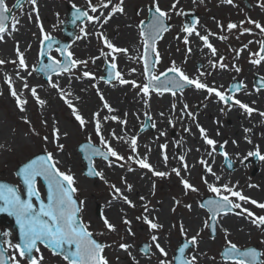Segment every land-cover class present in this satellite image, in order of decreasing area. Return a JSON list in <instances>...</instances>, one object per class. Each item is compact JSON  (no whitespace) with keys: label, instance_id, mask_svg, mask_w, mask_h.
<instances>
[{"label":"rangeland","instance_id":"1","mask_svg":"<svg viewBox=\"0 0 264 264\" xmlns=\"http://www.w3.org/2000/svg\"><path fill=\"white\" fill-rule=\"evenodd\" d=\"M14 1L15 0H5L6 6L11 9ZM78 1L80 3L74 5L93 16H97L99 11H111V6H109L108 9L98 8L96 13H92L88 6L89 0ZM189 1L191 3L188 7L178 5L170 14L171 19L168 20V22L171 27L169 31L163 35L165 39L161 43L163 45L160 44V41L157 42V49L161 55V61L156 65L154 74L164 72L171 67L173 61H175V64L190 77L197 76L199 74L198 70L202 71L201 68L205 66L206 69L204 72L210 74H206L202 77V80L210 86L214 84L221 91L228 90V86L233 80L244 82L246 88L236 93L235 98L255 109L254 104L250 101V90L255 91L253 89V84L256 76L259 78L264 77V61L259 65H255L251 63V61L259 59V56L252 54L259 52L260 42L263 40L264 34H262L254 24L248 23V21H258L264 26V7H261V4H264V0H233L232 4L225 3L224 0ZM106 2L107 0H92V4L94 5H100ZM55 3L56 8H58L56 17L60 19L57 31L49 32L47 26L43 25L42 21L38 18L36 21L30 22L29 34H26L25 37L18 41L19 49L24 53L26 62L29 65V71H31L32 66H35L38 62L37 53H39L40 40L43 38L39 25L46 28L48 31L47 34L61 40L64 39L61 32L62 24L67 20L66 9L72 7L73 4L65 8L64 5H59L57 0H55ZM116 3H118V0H113V4ZM246 3H248L249 6H247ZM151 4L152 0H124V12L115 14H121L118 16H121L120 18L125 19L128 23L135 22L134 24H136L135 27L137 31L133 39H137L138 46L136 50L139 49V53L137 52L136 54V51H134V55H132L131 58L130 56L127 58L130 67L127 65L124 67V70L121 69L119 63V57H121V59L123 58L122 53H116L115 62L117 64V70L123 74L124 79L135 81L141 86L146 81L144 71L142 70V61L139 59L143 51L139 36V22L147 19L148 8ZM159 4L162 10L167 11L170 9L172 1L159 0ZM24 7H28L33 11V6L31 4L24 3L20 9H16L12 12V17L19 20V15ZM138 11L142 14L137 15ZM178 11L187 14L195 13L199 20L197 31H199L201 35L208 36L209 43L217 50L216 56H213L211 50L204 45L203 41L193 34L189 39L192 38L196 41V47L203 52V56H196L198 59H192V53H188V45L184 43L185 33L181 31L184 25V16L186 15L177 16L175 13ZM84 22L85 24L90 23L87 19ZM12 23L13 21L11 19L8 23V27L11 28ZM229 23H234L238 27L229 31L227 28ZM82 24H78L75 27L76 38L70 41L69 51L73 53V58L81 61H88L87 65H80L78 68L73 69L72 72L64 73L61 76H54L53 79L59 83L65 93H70L67 98L76 108L82 109L81 112L77 108L80 114H86V120L92 121L93 114L97 112L100 113L102 131L106 139L109 140L113 138L110 132V130H113V126L122 128L123 124L111 119L104 120V117L115 115L119 117L120 120H126V125L129 119V121L134 122L133 129L126 131V139L130 141L132 136H137L138 155L143 157L147 154L149 156V162L157 171L167 172L169 175L165 178L154 177L147 169L139 168L138 165L127 160L129 155H134L131 152L130 145L129 147L121 145L115 149L120 155L125 157L124 160H116L114 157H110L111 166L110 161L102 159L95 160V168L103 172L104 178L108 181L107 184L99 178L91 179L84 176L82 173L83 164L80 153L75 147H77L79 143L87 142L89 136H91L93 144L100 146L99 138L95 135L94 123L90 122L84 130H81L79 123L72 115V110L64 103V100L60 98V94L57 90L49 87L47 81H44L41 76L35 75V72H33L32 76L28 77L26 71L18 69L16 65L12 63V61L18 63L16 54L17 44L14 45V39L10 41V39L6 38L4 35V39L0 40V60L5 61L4 64L0 65V93H2L0 94V179L18 185L17 177H15L14 172L19 164L24 163L30 157L39 153V151L53 153L54 157L60 161L58 165L60 170L64 172L70 170L74 175L76 181L75 187L78 189L76 195L81 200L84 199L86 203H89V207L92 211L96 210L97 207L99 209L101 208V212L106 209L107 212H102L103 215L108 218L110 223L115 225V231H108L103 221H95L97 225L92 226V231L98 234V240L108 245V247L104 249L103 255L106 257L109 264H134V261L129 257L128 253L120 249L119 245L121 243L131 245L129 251L137 256L135 259L139 264H159V260L165 259V257H162L154 246L152 247L150 256L144 253L142 254L140 251V246L152 243L150 237L153 234L158 236V242L168 253L167 259L172 261L173 249L178 246L180 239L190 238L182 236L181 233L178 232L179 230H177V228L180 227V223H183L185 227L189 225L188 228L191 230L192 235H195L197 232L200 233L198 237V246L189 248L187 251V256L189 258L192 256L196 257V264H206V262L212 263L217 259L216 252L220 247L226 245L223 228L228 229L229 234L227 239L231 240L239 247L254 246L264 253V228H257L252 225L246 218V213L237 215V213L242 212V209L235 210L234 215L230 216V223L223 222V219L219 220V224L217 225L218 235L215 236L214 239L208 238V230L203 226L204 221L208 218L207 212L199 207V203L202 197L211 196L213 194L208 192L201 177H206L209 183H216L211 181L215 179V177L206 173L204 166L198 162L197 157V155L201 153L204 160L212 165V169L216 176L221 177V181H228L235 177L236 173L233 171L237 168L238 177H236L237 180L233 184L237 186L235 190L241 191L243 195L259 203H264V198L256 195L264 191L260 189L257 184H253L254 178L257 177L261 171H264V161L257 158L254 164L252 161H254L255 158L248 157L243 164L241 163V160L246 157L250 151L254 152L259 149L263 151L259 145H264V129L262 130L264 126V116L259 117L258 126L261 132L257 135L254 133L255 129L250 127L251 118L256 111L249 116L238 106H234L229 110L214 94L205 99L208 95L206 91H197L194 90L193 87H186L183 93L177 92L176 96H172L170 93L158 95L153 91L149 97L145 98L143 94L139 92L138 88L132 87V89H128V87H131V84L120 85L117 81H113L111 84L104 83L99 80V78L104 76L102 71L105 68V63H111V56L100 57L95 60V63H93L92 60L100 56V50L102 48L105 52H110V50L105 47L102 40L98 37V32L96 35L88 32L89 34L86 36L89 35L88 37L91 38V45L88 48L84 46L81 40L82 32L80 31ZM246 28L251 29V31L244 32L243 30ZM77 37H79V39H77ZM106 37L114 45L115 42H117V38H114L115 36L108 37L106 35ZM195 37H197L196 40ZM221 37H226V39H221ZM249 41H252V43H249ZM245 45H247L246 48L244 47ZM116 47L122 48L119 46ZM191 49L193 50L194 48L191 47ZM131 50L133 51L134 49ZM237 53L242 55V58L241 60L235 61L233 58L237 59L240 56L237 55ZM50 54L60 59L59 53L55 50L50 52ZM220 57L224 58L223 63L227 64L228 67L225 69L219 67L213 69L209 62L218 61ZM187 61L189 64L186 63ZM233 65H235V67H233ZM253 66L256 70L260 71L259 74L258 71L254 73L247 71ZM236 67H239L241 71L237 72ZM132 69H135V71H131ZM85 70L93 73L97 79L83 78L82 72ZM17 71H21V75L27 77L30 87H37L38 96L46 102L44 105H39L31 96L30 88L23 89L22 81L19 80L20 84L16 82L18 78L15 73ZM5 75L11 77L17 91L23 90V96L21 98L27 100V104L25 105L26 110L24 112H20L16 107L15 99L10 95L8 86L4 82ZM77 77L80 78L77 79ZM216 78L219 80L222 79L221 82L216 80ZM93 84L97 85L109 105V101L115 97H119L120 101L118 108H115L113 112H109L105 109L103 107V101H101L97 95L96 89L92 87ZM261 92L264 94V90H261ZM132 93L136 95L135 98L138 99L139 106L136 109H132L131 105L127 103V97L131 96ZM145 99L148 101L147 105L144 103ZM81 101H85V103L82 105L80 104ZM173 104L176 105L175 109L172 108ZM185 104L188 105L187 111L195 116V121L187 114L182 116V110ZM46 106L49 110L46 109ZM84 107L86 108L85 110ZM207 107L213 109V111L211 110V115L213 113L214 118H210L204 113V109ZM221 108H224V112H221ZM260 112H264V97L261 102ZM145 113L151 115L152 122L155 123V128L150 126V129L144 132L140 129L141 124H144L147 119ZM161 113H163V116L160 115ZM228 115L234 117V123L232 121L231 124V121L225 118ZM24 117H27L30 124L25 123ZM169 120H171L172 123H169ZM42 121H46L47 123L44 124ZM54 122L61 133L58 143L64 145L62 151H57L56 143L53 142L51 136ZM156 122H159L161 125L157 126ZM148 123L150 124V122ZM196 123H199L204 128L207 127L206 134L208 137L217 141V152L213 157L207 156V152L211 149L201 138ZM213 125L219 128V135H214L213 131H209V128H211L210 126ZM125 127L126 126H124V128ZM113 128L115 129L116 127ZM185 128L190 129V131L185 132ZM244 129H249L250 131L245 132ZM124 131L123 129V133ZM65 132L68 133L66 138L63 135ZM36 133H39V135ZM161 133H164V135H161ZM44 136H48L49 139L47 142L43 140ZM23 138H25L24 142L21 140ZM225 141H227L226 144H224ZM233 141H236V143H233ZM249 141L251 142L249 143ZM163 144L167 145V148L164 150L160 148V145ZM221 144H224V151L227 152V154L228 151L225 147L228 145H239L246 149L245 151L247 154L243 157L240 153L235 155L240 159H235L233 157L229 158L230 156L228 155V159L231 162L233 160L235 162L240 161V165L235 166L234 162H232V168L229 169L227 167L224 156L219 154V145ZM183 146L192 150V153L195 154L194 160L199 163V166L191 168V173L189 174L182 170L181 176L188 179L191 184L198 188V192L189 191L185 194L180 177H177L175 173L171 171L173 168L182 169V164L181 161L178 160V157L182 155ZM162 152H166L168 156L166 164L163 160ZM260 153L263 154L264 151H260ZM121 165H123V167ZM129 168L133 170L129 171ZM129 184L132 185L131 191H129L127 187ZM110 185H115L120 188L123 194L128 196L135 204V207H130L125 203L126 205L116 211L109 208L106 204L116 200L113 199V191ZM153 185H155V187H153ZM249 185L253 186L249 187ZM217 186L219 185L217 184ZM261 194L264 195V193ZM141 196L145 199L141 200ZM232 199L234 201L237 200L235 197ZM160 200H166V211L164 214H158L157 209L159 206L155 207V203ZM117 201L124 202L122 199H117ZM176 201H179V203L177 204ZM238 202L242 204V208L249 209L256 216H264V210L257 208L250 202ZM185 205H191V210L185 207ZM145 206L149 209L148 213L144 212ZM173 208H175V211H173ZM144 215H148L150 219H154L155 222L163 224L164 227L154 233L150 232L148 226L143 222V219H137V217H143ZM191 216H194L195 219L191 220ZM125 218L131 221L130 225H125L123 223ZM197 227L198 230L194 231ZM128 228H131L134 235L128 233ZM234 231H237L238 235L234 233ZM12 252L13 249H9L8 255H12ZM41 254L44 258L43 264H67L42 247ZM221 263L225 264L223 262ZM23 264H27V262L24 261Z\"/></svg>","mask_w":264,"mask_h":264},{"label":"snow or ice","instance_id":"2","mask_svg":"<svg viewBox=\"0 0 264 264\" xmlns=\"http://www.w3.org/2000/svg\"><path fill=\"white\" fill-rule=\"evenodd\" d=\"M37 0H17L14 8L20 9L22 4L28 3L33 6V10L36 8ZM225 3L232 4L233 0H224ZM179 0H173V3L169 10H162L159 4V0H152V4L148 9L150 13V19L141 20L139 22V36L143 46L142 55L139 59L143 62L144 66V76L145 83L141 86L135 81H129L124 79L123 74L117 70L116 64V53L127 54L128 49L116 47L103 33H97L98 37L102 40L103 44L110 52H105L102 48L100 50V56L93 58L92 62L95 63L96 59L100 57L111 56V63L108 69V76L100 77L99 80L104 83L111 84L113 81H117L120 85L131 84L133 88H138L139 92L143 94L145 98L149 97L150 94L154 91L158 95H163L165 92L170 93L172 96H176L177 92L183 93L186 87H193L197 91H206L207 96L211 97L213 94L215 97L222 102L229 110L238 106L240 109L244 110L249 116L252 115L254 108L250 107L248 104L243 103L239 99L235 98V94L246 88L244 82H239L232 85L231 91L227 89L224 91L219 90L214 84L209 85L202 80L206 74L204 71L198 70L199 74L195 77H190L186 74L180 67L175 64V61L172 62L171 67L166 69L164 72L159 74L155 73V67L161 61V55L156 47V44L159 40L163 38V35L169 31L171 25L166 23V21L171 19L172 10L176 9L178 6ZM124 0H118V3L113 4V0H107L106 3H101L100 5L92 4V0H89V8L92 13H96L99 9H108L111 6V11L108 12L107 16L101 15L93 16L90 15L87 11L81 10L76 5L73 7V20L72 23L75 24L77 21H80L82 18H86L88 22L100 21L103 18V22L107 23L113 15L117 13L124 12ZM261 7H264V4H261ZM12 11L9 7L6 6L5 0H0V40L4 39V34L7 31L6 21L10 19L9 13ZM177 16L187 15V13L178 11L175 13ZM137 15H140V12H137ZM31 18V17H29ZM12 30L15 31L16 25L19 23L18 19L15 17L11 18ZM38 19V13H37ZM199 23L198 18L194 17L191 23H185L181 31L185 33L184 43L185 45L189 44V37L195 34L204 45L211 50L213 56L217 55V50L209 43V38L207 35H201L197 31V25ZM243 23V22H241ZM248 23L254 24L257 29L264 34V26H262L258 21L249 20ZM43 38L40 40L41 48L39 50V55L41 57H47V63L43 60L39 62L38 69L35 66H32V70L29 71V65L26 62V58L23 52L19 49V42H17L16 54L18 57V63L12 61L16 67L22 71L27 72V76L30 77L33 75L34 71H39L47 78V83L49 87L57 90L60 94V98L64 100V103L72 110V115L75 120L79 123L81 130H84L87 125L91 122L94 123L95 135L99 138L100 146L93 144L91 136H89L86 143L80 146V151L83 153L84 159L88 163V169L85 173L88 177H97L100 180H103L104 183L108 181L104 178L103 172L96 170L94 166V158H102L105 161H109L110 157H114L116 160H124L125 157L120 155L115 148L111 146V143L108 139L105 138L102 131V124L100 120V113H94L92 121H88L80 114L79 110L72 104V102L67 98L70 93H65L64 90L60 87L59 83L53 79V74L56 76H61L64 73H70L73 69L78 68L80 65L86 66L88 61H81L73 58V53L69 51V45L63 44L58 45L57 41L50 35L44 32L43 26L39 25ZM238 26L234 23H229L227 28L229 31L236 29ZM80 31L87 35L84 28H81ZM244 32H250L251 29H244ZM243 34V33H242ZM214 35V34H213ZM79 39V37H77ZM221 39H226V37H221ZM252 43V41H249ZM56 45L55 51L60 54L63 59H57L56 56L51 55L50 51L53 46ZM245 48L247 45L244 46ZM192 49L188 48V53H191ZM239 55V53H237ZM252 55L259 56V59H254L251 63L259 65L264 61V41L260 42V51ZM224 58L220 57L218 61H210V66L215 69L217 67L225 69L228 67L227 64L223 63ZM5 61L0 60V65L4 64ZM235 67V65H233ZM131 71H135L132 69ZM236 71L239 72L241 69L236 67ZM16 77L23 82V89H29L31 96L36 100L39 105H44L46 102L38 96L37 87L31 86L27 82V77L21 75V71L15 73ZM83 78H90L96 80L95 75L89 71L82 72ZM80 77H77L79 79ZM4 82L7 84L10 91V95L15 99L16 107L20 112H24L25 105L27 104L26 99H22L23 90L17 91L13 85L11 77L5 75ZM257 84L259 87H257ZM96 89L97 95L100 100L103 101V107L109 112H113L114 109L108 104L105 100L103 94L100 92L96 84L92 85ZM253 89L257 92L264 90V77H261L253 84ZM2 94V93H0ZM78 99V98H77ZM145 105L148 101L145 99ZM176 105L173 104L172 108L175 109ZM188 105L185 104L182 110V116L187 114L189 117L195 121V116L187 111ZM221 112H224V108H221ZM261 116H264V112L259 113ZM150 124H141V130H145L147 127L151 126L155 128V123L152 122V117L150 114L145 113ZM163 116V113L160 114ZM25 123L30 121L27 117L23 118ZM104 120L111 119L113 121H118L121 124H126V120H120L119 117L113 115L111 117H104ZM46 124V121H42ZM169 123H172L169 120ZM196 127L199 129V133L204 143L210 146V151L207 152L208 157H213L217 152V141L211 139L206 134V130L199 124L196 123ZM185 132L190 131V129L185 128ZM245 132L250 131L249 129H244ZM39 135V133H36ZM220 133L217 132V135ZM66 138L68 133H63ZM164 135V133H161ZM51 136L53 142L56 143L57 151H62L64 148L63 144H59L61 133L58 127L54 126L52 129ZM112 137L116 140H123L125 143H128V140H125L123 136H116L115 132L112 133ZM48 136H44L43 140L48 141ZM138 137L132 136L130 138V148L131 152L134 155H129L127 157L128 161H131L139 166L141 169H147L152 173L154 177L165 178L169 175L167 172L157 171L154 166L149 162V156L145 154L143 157H140L137 153L138 147ZM251 141H249L250 143ZM227 141L224 142L226 144ZM236 143V141H233ZM224 144L219 145V154L224 156L229 169L232 168V162L228 159L227 152L224 151ZM162 150L167 148L166 144L160 145ZM198 150V149H197ZM163 160L165 164L167 163L168 156L166 152H162ZM248 157H256L261 161H264V155L260 153L259 150L254 152L250 151L246 157L241 160L243 164ZM181 161V168H173L171 171L175 173L177 177H180L181 184L187 194L189 191L198 192L199 189L196 188L190 181L183 176H181V171H189V166L185 161V156L181 155L178 157ZM60 161L57 160L53 153L46 152L44 155H38L35 158L28 160L24 163L16 173L24 189H26V198L22 194L19 187L11 185L8 183H0V213L6 214L9 217L14 218L15 224L19 230V242L12 244L10 240H5L0 242V264H23L24 261L27 264H43V255L41 254V246L51 250L52 252L61 255L67 264H109L106 257L103 255L104 249L108 245L102 244L93 238V233L88 230L89 226L82 220L80 213L84 207V201H77L74 198V194L78 192V189L75 187V177L69 170L68 172L61 171L58 167ZM199 163L204 166L206 173L211 174L215 177V180L218 182L221 177L216 176L215 172L212 169V165L208 164L203 158ZM111 166V161H110ZM123 167V165H121ZM132 171V168L128 169ZM42 179L47 187V195L45 198H41L39 188L37 187L38 181ZM203 183L206 185L209 193L213 194L208 199L204 200L199 204V207L203 210H206L208 213V218L204 221L203 226L205 228H210L213 234L216 231V227L219 224V219L230 213H233L236 209H242L241 215L243 213L247 214V219L252 225L257 228H264V216H256L247 208H242V204L238 201L244 203L250 202L255 205L257 208L264 210V203H259L258 201L251 199L242 194L241 191L235 190L236 185L229 186L228 184L219 185L209 183L206 177H201ZM126 182V181H125ZM253 185H249L252 187ZM128 190L131 191L132 185H127ZM155 187V185H153ZM110 188L113 191V199H122L130 207H135V204L124 195L120 188L115 185H110ZM237 198L234 201L232 198ZM35 198V202L33 201ZM141 200L145 198L140 197ZM178 204L179 201H176ZM185 207L191 210V205H185ZM175 211V208H173ZM144 212L148 213L149 209L147 206L144 207ZM143 219V222L148 226L150 232H156L163 227V225L155 222L154 219H150L148 215L143 217H137L138 220ZM101 219L105 228L108 231H115V225L109 222L108 218L101 214ZM125 225H130L131 221L127 218L123 220ZM225 233V242L226 247L221 253L225 264H264V253L259 251L255 247H248L242 249L237 244L233 243L231 240L227 239L228 229L223 228ZM180 232L182 236H186V229L183 226V223L180 225ZM128 233H132L131 228H128ZM10 233L3 231L0 232V236L7 237ZM200 233L197 232L195 235L191 236L188 239H185L184 243L180 245L177 249L179 255L175 256L173 259L176 264H196V257L192 256L188 258L185 254L189 248H195L198 246V237ZM151 244H145L140 251L145 255L150 256L152 247L159 252L162 257L165 259H160L159 264H173L171 260L167 259L168 253L164 247L158 242L159 238L157 235L153 234L150 237ZM4 244H7V248L4 247ZM120 249L128 253V255L134 261V264H139L136 261L135 257H132L129 248L131 245L121 243L119 245ZM9 249H13L12 255H7ZM39 254V255H38Z\"/></svg>","mask_w":264,"mask_h":264},{"label":"bare ground","instance_id":"3","mask_svg":"<svg viewBox=\"0 0 264 264\" xmlns=\"http://www.w3.org/2000/svg\"><path fill=\"white\" fill-rule=\"evenodd\" d=\"M57 1L59 2V5L62 4V5H64L65 8L68 7V6H70L71 4H79L80 3L78 0H57ZM171 1L173 3V0H171ZM190 3L191 2L189 0H179L178 5L184 6V7H188L190 5ZM56 11L58 12V8H56L55 0H37L35 10L32 11L28 7H24V9L21 11V13L19 15L20 16V19L18 20L19 23L16 25V29L17 30L13 31L12 30V27L11 28L8 27L7 28V31H6V33L4 35L6 36V38H9L10 41L12 39H14L15 42L13 44L16 45L17 42L21 40V38L25 37L26 34H29L28 32L30 31V28H29L30 27V22L31 21H36V19H37V13H38L39 20L42 21V24L43 25L47 26V28L49 29V32H55L59 28L58 25H59V21H60V19L56 17ZM62 12H63V9H62ZM101 13H103V16H107V14H108V12L99 11L97 13V15H101ZM141 14L142 13H140V15ZM118 15H121V14H118ZM118 15H113V17L110 20H108L107 23H104L103 22V18L100 21H94V22H90V23H86V24L84 22L81 25V28H84V30H85V32L87 34L93 33L94 35H96V33L98 32V33H103L105 36L107 35L108 37L115 36L114 38H117L116 39L117 42H115V45L116 46H119V47H122V48L128 49V53L127 54H123L122 53V56H123L122 59H124V60H122L121 57H119V63H120L121 69L124 70V67H126L127 65H128V67H130V65H129L128 61H127V58L129 56L131 58V56L134 55V51H136V54L139 51V49L136 50V48L138 46L137 39L136 40L133 39L135 37V35H136V31L137 30H136V27H135L136 24H134L135 22L134 23L133 22L132 23H128L125 19L120 18L121 16L119 17ZM29 17H31V18H29ZM43 29H44V32L45 33H48V31L46 30V28H43ZM134 32H135V34H134ZM88 36H86L84 33H82V36H81L82 44L84 46H87V48L90 47V45H91V41H90L91 38H89ZM196 38L197 37H195V40H196ZM163 40H165L164 37L161 40H159L160 41V44L162 43ZM165 43H164V45H165ZM161 45H163V44H161ZM187 47L188 48H191V47L194 48L191 51V53H192V59H194V58L195 59H198V57H196V56H203V52L196 47V41H194V39H192V38L189 39V44H188ZM131 49H134V50L132 51ZM241 58H242V55H240L239 58H237V59L236 58H233V60H235V61L236 60H241ZM186 63L189 64L188 61ZM201 69H202V71H204L206 69V67L203 66ZM247 71H249L250 73H254V72H257L258 70H256L255 67L253 66L250 69H248ZM259 72L260 71H258V74H259ZM216 80H218V81L221 82L222 79L219 80L218 78H216ZM129 81H131V80L129 79ZM16 82L18 84H20L19 79H16ZM27 82L29 84V80H27ZM129 88L132 89V86L131 87H128V89ZM122 89H121V92H122ZM135 96L136 95H134L132 93L131 96L127 97V101H128L127 103H129L131 105L132 109H136L139 106L138 105V101H137L138 99L135 98ZM249 97H250V101L254 104L255 109H256V112H255L254 116L251 118L252 121L250 122V127H253L252 129H255L254 130V133L257 134V135H259V133L261 132L259 130V126H258L259 120H260L259 117L261 116L259 113H261L260 112V110H261V102H262V99L264 97V94L261 91L257 92V91L250 90V96ZM119 101H120V98L119 97H117V98L115 97L111 101H109V103L111 105V108L112 109L118 108ZM84 103H85V101H81L80 102V104H82V105ZM46 109L49 110V108L47 106H46ZM78 109L82 112V109H80V108H78ZM85 109L86 108L84 107V110ZM211 110L213 111L212 108H208L207 107V108L204 109V113L207 116H209L210 118H214V114L212 113V115H211ZM82 115L85 117V119L87 118V116H85L86 114H82ZM230 117H232V116L228 115L225 118L227 120H230L231 121V124H232V121L234 123V120L235 119H234V117H232V118H230ZM155 118H156V116H155ZM129 120H128V124L127 125L126 124L125 125L123 124V127L122 128L121 127H118V126H113V127H116V128L114 129L112 127L113 130L112 131L110 130L111 134L113 132H115L116 136H123L125 138V140H127L126 139V137H127L126 131H129L130 129H133V127H134V125H133L134 122H131ZM156 123H157V126H160L161 125L159 122H156ZM124 126H126V127L124 128ZM210 127L211 128H209V131H211V132L213 131V134L214 135L217 134L219 128L218 127L216 128L215 125L210 126ZM263 127H262V130L264 129ZM123 129L125 130L124 133H123ZM158 129L160 130L159 127H158ZM204 129L207 130L208 128L205 127ZM222 134H223V132H222ZM24 139L25 138H23L21 140L24 142L25 141ZM109 142H111V146L113 148L120 147L121 145H124L125 147H129V145H130V141L128 143H125L123 140H116L114 138L109 139ZM261 142H263V141H261ZM259 146L264 151V145L263 144H260ZM225 148L228 151V155L230 156V157L228 156L229 158L233 157L235 159H240V158H237L235 156V155H237V153H240L242 155V157L247 154V152L245 151L246 149H244L243 147H241L239 145L238 146H230V145H228ZM1 150H2V147H1ZM176 151H177V149H176ZM182 155L185 156V161H186V163L189 166V171L187 172L188 174L191 173V168L198 167L199 166V163L198 162H199V160H201L203 158V155L201 153H199L197 155L198 162H195V160H194L195 154L192 153V150L191 149H187L186 146H183L182 147ZM231 155H234V156H231ZM232 162H234L235 166L240 165V161H236L235 162L233 160ZM233 172L236 173L235 177L229 179L228 181H224V180L221 181V179L218 182L215 179H213L211 181H214V183H216L218 185L228 184L229 186H233L234 182L237 180L236 177H238L237 168ZM208 175H211V174H208ZM253 184H257L258 187L264 191V171H261L259 173V175H257V177L254 178ZM261 193H264V192H260L259 194L257 193L256 195L260 196L261 198H264V195H262ZM106 205L109 208H111L114 211H116L117 209L123 207L126 204H125V202L117 201V199H116L115 201L113 200L111 202H108ZM156 206H159L158 209L156 208L157 211H158V214H164L165 211H166V200L157 201L155 203V207ZM104 212L106 213L107 210L105 209ZM119 218H120V216H119ZM194 219H195V217L194 216H191V220H194ZM222 219H223V222L230 223L229 220L231 219V217L229 215H226V216H224L222 218H219V220H222ZM162 222L164 223L163 220H162ZM159 224H161V223H159ZM161 225H163V224H161ZM180 225H181V223H180ZM186 226L187 227L184 226V228L186 229V236L187 237L193 236L191 234L192 233L191 230L188 228L189 225H186ZM177 230H179L178 232L181 233L180 232V227H178ZM197 230H198V227L194 231H197ZM234 233H236L238 235V232L237 231H234ZM131 254H132V257H135V258L137 257L133 253H131Z\"/></svg>","mask_w":264,"mask_h":264},{"label":"flooded vegetation","instance_id":"4","mask_svg":"<svg viewBox=\"0 0 264 264\" xmlns=\"http://www.w3.org/2000/svg\"><path fill=\"white\" fill-rule=\"evenodd\" d=\"M80 199V198H79ZM85 203H84V207H83V209H82V212L80 213V216H81V218H82V220L89 226V228H88V230L89 231H91L97 238H99L98 237V234L97 233H95L94 231H92V226H96L97 225V223L95 222V221H98V222H100V221H102V219H101V214H103L102 212H104V211H100L101 210V208L100 209H98V207L96 208V210H94V211H92L91 210V208L89 207V203H86V201L84 200V199H82ZM98 210V211H97ZM92 211V212H91ZM207 216H208V213H207ZM219 219V218H218ZM1 228V230H3V231H6V232H9L10 233V235L9 236H7L8 237V240H10L11 241V243L12 244H14L15 243V234H13V231H12V229L10 228V227H0ZM207 230H208V238H210V239H214L215 238V236H217L218 235V230H217V227H216V233H215V236L214 237H212L211 235H210V233H209V229L207 228ZM7 247V246H6ZM221 250H222V247H220V249L216 252V255H217V259L215 260V261H213L212 263H207L206 262V264H222L221 262H223V263H225V261H223L220 257V255H221Z\"/></svg>","mask_w":264,"mask_h":264},{"label":"water","instance_id":"5","mask_svg":"<svg viewBox=\"0 0 264 264\" xmlns=\"http://www.w3.org/2000/svg\"><path fill=\"white\" fill-rule=\"evenodd\" d=\"M15 9V8H14ZM73 11L74 10H72V12H71V15H70V20H68V23H66L65 24V26H66V28L67 27H69V28H73V26L77 23V22H80V21H82V19L80 20V21H77L75 24H73L72 23V20H73ZM9 15V14H8ZM9 17H10V15H9ZM194 17L192 16V19H193ZM148 19H150V13H149V18ZM9 21V20H8ZM8 21H6V23L8 22ZM65 32V31H64ZM65 34L69 37V38H74V31H70V32H68V31H66L65 32ZM56 40V39H55ZM57 41V40H56ZM58 42V41H57ZM63 44H67V43H63ZM63 44H59V45H63ZM54 47V46H53ZM44 58H46V56H44V57H41L40 56V61L41 60H43L44 61ZM39 65V64H38ZM39 67V66H38ZM38 69V68H37ZM109 69V68H108ZM37 72H39V71H37ZM40 73V72H39ZM43 74V73H42ZM44 76V75H43ZM44 79H47L45 76H44ZM257 80L258 79H256V82H257ZM255 82V83H256ZM238 82H234L232 85H234V84H237ZM257 86H259L258 84H257ZM231 88H232V86H231ZM231 90V89H230ZM86 143V142H85ZM82 144H84V143H82ZM80 146H81V144L77 147L78 148V150L80 151ZM81 152V151H80ZM81 154H82V158H83V161L85 162V168H83V172H84V174L86 173V171H87V169H88V163H87V161L84 159V157H83V153L81 152ZM38 155H44L43 153L42 154H38ZM38 155H36V156H38ZM35 156V157H36ZM34 157V158H35ZM22 166V165H21ZM20 166V167H21ZM19 167V168H20ZM19 170V169H18ZM18 172V171H17ZM93 179L95 178V177H92ZM42 180V179H41ZM41 182H43L44 183V185H45V188H46V195H47V187H46V184H45V182L42 180ZM0 183H6V182H4V181H0ZM25 190V192L24 193H26V189H24ZM75 198V197H74ZM76 199V198H75ZM208 199V198H207ZM206 200V199H205ZM4 215L5 216H7L6 214H2V213H0V219L1 218H3L4 217ZM10 218H12V217H10ZM12 223H13V227H14V229H16V231L18 232V235L17 236H19V230H18V227L16 226V224H15V220H14V218H12ZM54 253V252H53ZM177 255H179V253H178V251H176V256ZM176 264V263H175Z\"/></svg>","mask_w":264,"mask_h":264}]
</instances>
